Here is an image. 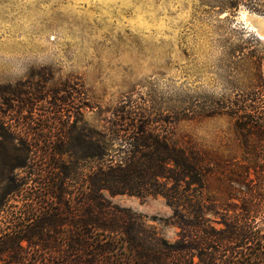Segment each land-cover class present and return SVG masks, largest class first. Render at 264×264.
<instances>
[{
    "label": "rangeland",
    "instance_id": "1",
    "mask_svg": "<svg viewBox=\"0 0 264 264\" xmlns=\"http://www.w3.org/2000/svg\"><path fill=\"white\" fill-rule=\"evenodd\" d=\"M241 1L218 12L206 0H0V86L76 82L93 107L82 110L80 137L109 133L125 104L160 117L170 108L178 118L174 143L217 164L259 167L250 179L264 183V136L250 127L264 120V39L249 19H264V0ZM238 48L244 58L233 63ZM20 138L8 130L0 136V211L17 209L20 194L36 186L32 173L43 153ZM56 164L69 168V154ZM105 197L168 244L178 239L161 195Z\"/></svg>",
    "mask_w": 264,
    "mask_h": 264
},
{
    "label": "trees",
    "instance_id": "2",
    "mask_svg": "<svg viewBox=\"0 0 264 264\" xmlns=\"http://www.w3.org/2000/svg\"><path fill=\"white\" fill-rule=\"evenodd\" d=\"M206 2L223 12L242 1ZM242 56L238 48L233 63ZM51 82L0 86V136L17 132L22 145L43 153L32 173L36 186L20 194L23 204L0 211V264H264V183L250 179L259 167L217 164L174 143L178 118L170 108L160 117L125 104L109 133L80 137L82 110L93 107L76 82ZM251 121L264 136V120ZM65 153L71 166L61 171L56 162ZM105 193L161 195L178 239L168 244L142 229Z\"/></svg>",
    "mask_w": 264,
    "mask_h": 264
},
{
    "label": "bare ground",
    "instance_id": "3",
    "mask_svg": "<svg viewBox=\"0 0 264 264\" xmlns=\"http://www.w3.org/2000/svg\"><path fill=\"white\" fill-rule=\"evenodd\" d=\"M250 23L252 28H254L258 35H263L262 39H264V19L258 17H251Z\"/></svg>",
    "mask_w": 264,
    "mask_h": 264
},
{
    "label": "water",
    "instance_id": "4",
    "mask_svg": "<svg viewBox=\"0 0 264 264\" xmlns=\"http://www.w3.org/2000/svg\"><path fill=\"white\" fill-rule=\"evenodd\" d=\"M257 36H258L260 39L263 38V37H262L263 35H258V34H257Z\"/></svg>",
    "mask_w": 264,
    "mask_h": 264
}]
</instances>
